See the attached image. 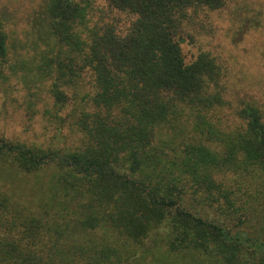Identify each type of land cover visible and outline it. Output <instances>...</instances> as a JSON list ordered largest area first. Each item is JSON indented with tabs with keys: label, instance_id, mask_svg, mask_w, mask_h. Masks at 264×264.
<instances>
[{
	"label": "trees",
	"instance_id": "1",
	"mask_svg": "<svg viewBox=\"0 0 264 264\" xmlns=\"http://www.w3.org/2000/svg\"><path fill=\"white\" fill-rule=\"evenodd\" d=\"M226 1L106 0L121 28L41 0L25 40L0 15V81L28 107L47 81L42 119L74 135L0 137V264H264L263 114L222 126L221 65L181 49Z\"/></svg>",
	"mask_w": 264,
	"mask_h": 264
},
{
	"label": "rangeland",
	"instance_id": "2",
	"mask_svg": "<svg viewBox=\"0 0 264 264\" xmlns=\"http://www.w3.org/2000/svg\"><path fill=\"white\" fill-rule=\"evenodd\" d=\"M40 1L0 0L6 31L25 40L26 32L38 23ZM106 8V0H94L91 22L116 19L123 28L125 14L116 10L106 14ZM194 20L190 29L194 39L182 43L181 49L186 61L200 51H208L221 65L223 105L216 111L222 126L237 124V112L245 102L258 106L264 120V0H227L222 8L199 12ZM47 84L42 83L41 98L28 107L32 96L24 82L0 81V137L37 143L49 141L55 133L60 143L74 138L68 126L58 131L42 119L44 100L50 104ZM32 177L28 180L33 181Z\"/></svg>",
	"mask_w": 264,
	"mask_h": 264
}]
</instances>
